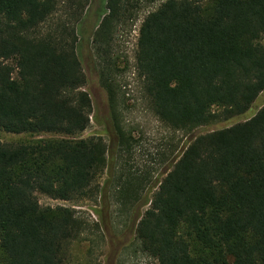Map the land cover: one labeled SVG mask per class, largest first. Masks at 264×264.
<instances>
[{"label": "trees", "instance_id": "obj_1", "mask_svg": "<svg viewBox=\"0 0 264 264\" xmlns=\"http://www.w3.org/2000/svg\"><path fill=\"white\" fill-rule=\"evenodd\" d=\"M157 1L103 0L92 36L111 154L102 137L76 139L93 114L79 52L88 0H0V130L67 137L0 142V264H101L100 223L42 206L38 194L94 200L107 169L110 193L138 215L141 251L158 264H264V106L192 137L160 181L135 162L138 141L118 116L113 48ZM136 71L153 112L174 131L244 114L264 91V0H163L140 27ZM89 240L79 258L76 244Z\"/></svg>", "mask_w": 264, "mask_h": 264}, {"label": "rangeland", "instance_id": "obj_2", "mask_svg": "<svg viewBox=\"0 0 264 264\" xmlns=\"http://www.w3.org/2000/svg\"><path fill=\"white\" fill-rule=\"evenodd\" d=\"M163 0L142 11L139 19L130 22L122 29L114 48L113 58L118 66V116L126 130H132L138 141L135 149V162L139 167L151 171L153 182L164 177L170 163L185 149L187 143L194 136L207 134L216 130L232 127L238 123L253 118L264 106V91L252 104L251 108L242 115L221 120L214 124L196 129L193 133L174 131L165 126L153 112L150 102L143 91L142 80L136 71V53L138 49L139 30L149 12L158 8ZM106 10L103 0H88L83 11L84 18L79 25L80 57L87 84L83 88L90 94L93 114L90 127L78 135L76 139L93 136L102 137L108 145L110 153L114 150V131L111 119V107L108 93L99 83L98 60L93 48V34L100 20V14ZM67 138L59 134H12L0 130V142L18 144L46 139ZM111 159V158H110ZM110 169L99 179L101 194L94 200L78 202L55 200L46 195L38 194L42 206H67L76 209L79 214L90 221L99 222L103 240L95 248L96 257L101 264H158V262L144 254L135 229L138 215L132 216L130 210H124L122 205L110 193ZM156 189L150 192L152 198ZM149 206L140 210L143 214ZM121 210L123 212L121 213ZM90 238H94L91 235ZM92 241L76 244L75 253L81 258L91 246Z\"/></svg>", "mask_w": 264, "mask_h": 264}]
</instances>
